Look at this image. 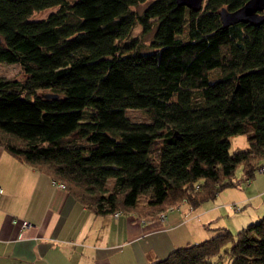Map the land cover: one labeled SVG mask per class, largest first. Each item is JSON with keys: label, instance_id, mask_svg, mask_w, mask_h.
I'll list each match as a JSON object with an SVG mask.
<instances>
[{"label": "trees", "instance_id": "obj_1", "mask_svg": "<svg viewBox=\"0 0 264 264\" xmlns=\"http://www.w3.org/2000/svg\"><path fill=\"white\" fill-rule=\"evenodd\" d=\"M246 1L0 0V62L27 75L0 78V144L94 213L151 221L237 185L240 164L264 173V21L222 27L219 13ZM138 22L155 27L152 50L125 53ZM235 134L247 147L232 152ZM150 264H264V214Z\"/></svg>", "mask_w": 264, "mask_h": 264}, {"label": "crops", "instance_id": "obj_2", "mask_svg": "<svg viewBox=\"0 0 264 264\" xmlns=\"http://www.w3.org/2000/svg\"><path fill=\"white\" fill-rule=\"evenodd\" d=\"M54 180L0 144V264H150L264 214V176L196 207L183 202L152 221L121 211L96 214Z\"/></svg>", "mask_w": 264, "mask_h": 264}, {"label": "rangeland", "instance_id": "obj_3", "mask_svg": "<svg viewBox=\"0 0 264 264\" xmlns=\"http://www.w3.org/2000/svg\"><path fill=\"white\" fill-rule=\"evenodd\" d=\"M149 2L150 1L142 2L136 6H133L132 9L141 13L143 11V9L148 5ZM204 4H205V2H204ZM57 9H59V6H53V7H49L46 9L35 11L31 15V18L38 19V18L47 17L51 12L56 11ZM154 33H155V27H153L151 31L145 33V32H143L142 25L139 22L136 23V25L134 26L130 35L120 41V44L122 45V48H123L122 50H124L125 53H131L137 49H140L142 51L152 50L151 42H152ZM5 77L13 79V80H19V81L23 82L26 79L27 75L19 63L0 62V78H5ZM127 115L130 119L135 120V121H147V120H149L148 115L144 111L139 110V109H135V108L128 109ZM230 140H231L230 151H232V152L236 151L238 149H243V148L247 147V137L244 134L232 135L230 137ZM259 164H264V157L259 161ZM260 176H264V174H262L257 169H255L254 175L252 177H249V179H247L246 173L244 172L243 164H240L235 171V177H234V178L238 179L240 182L237 185H234L235 187L227 186L225 188H222V190L233 187L234 188L233 192H239V190L236 189L238 186L242 185L243 183L249 182L250 179L251 180H253V179L258 180L260 178ZM112 186H113V179H110L109 183H108V187L111 188ZM216 198L217 197L210 198V199H207L206 201L208 202V200L209 201L215 200ZM231 199H233V200L238 199V196L231 198ZM206 201H204V202L206 203ZM246 206L247 205H245L244 208H246ZM258 219H260V218L254 219L253 222L258 221ZM246 225L247 224H245L243 226H239L238 229L240 230L242 227H245ZM207 226L210 228H214V225H212L211 223H209ZM216 229H218V228H216ZM229 229L233 233H237V231H239L235 228L229 227Z\"/></svg>", "mask_w": 264, "mask_h": 264}, {"label": "water", "instance_id": "obj_4", "mask_svg": "<svg viewBox=\"0 0 264 264\" xmlns=\"http://www.w3.org/2000/svg\"><path fill=\"white\" fill-rule=\"evenodd\" d=\"M178 4L185 5L192 10H201L205 0H176ZM222 27H227L239 22H249L260 25L264 21V0H247L235 10L222 7L219 11ZM48 97H56V94L47 93Z\"/></svg>", "mask_w": 264, "mask_h": 264}, {"label": "built area", "instance_id": "obj_5", "mask_svg": "<svg viewBox=\"0 0 264 264\" xmlns=\"http://www.w3.org/2000/svg\"><path fill=\"white\" fill-rule=\"evenodd\" d=\"M260 170L264 171V165L261 166ZM54 182L57 183L58 185H60L61 187H65V184L63 182H58L57 180H54ZM1 191H2V188L0 187V192ZM234 207H235L236 210L240 209V206L238 204H234ZM174 209H179V206H177V207H169L167 210L160 212L159 218L162 219V220H165L167 218L168 211L174 210ZM118 214H119V212H116V215H118ZM29 224L30 223L28 221H26V220H23L22 223H21L22 227H28Z\"/></svg>", "mask_w": 264, "mask_h": 264}]
</instances>
